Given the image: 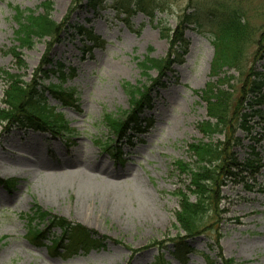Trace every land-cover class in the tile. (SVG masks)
Here are the masks:
<instances>
[{
	"label": "rangeland",
	"instance_id": "rangeland-1",
	"mask_svg": "<svg viewBox=\"0 0 264 264\" xmlns=\"http://www.w3.org/2000/svg\"><path fill=\"white\" fill-rule=\"evenodd\" d=\"M15 10L25 15L48 11L62 24L59 37H34L21 46ZM233 11L248 36L240 71L222 67L213 76L218 25ZM146 57L169 60L157 89L150 90L156 70L144 74L139 66ZM47 60L62 65V74ZM0 70L15 75L22 86L42 91L45 105L65 122L60 135L0 122V264H225L228 259L264 264V104L253 107L260 113L249 111V131L236 128L232 149L238 161L251 147L258 152L257 185L247 178L248 189L238 178H225L218 189L217 215L207 214L205 227L192 237L185 236L174 217V192L186 191L189 184V176L174 162L193 166L187 146L203 138L197 125L207 120L201 91L225 83L240 98L253 82L261 87L249 91V99L264 96V0H0ZM9 79L0 76V109ZM58 83L62 90L72 88L70 106L46 90ZM127 86L149 90L152 103L140 114L137 131H126L120 139L104 117L125 120L132 101ZM88 164L107 170L115 182L131 181L147 190L151 215L141 217L131 205V216H119L99 202L81 203L72 187L55 195L44 190L46 176ZM34 205L84 227L102 246L81 250L47 219L28 223ZM31 226L43 232L37 241L26 234ZM52 238H59L56 249H49ZM181 243L186 246L174 257Z\"/></svg>",
	"mask_w": 264,
	"mask_h": 264
},
{
	"label": "trees",
	"instance_id": "trees-1",
	"mask_svg": "<svg viewBox=\"0 0 264 264\" xmlns=\"http://www.w3.org/2000/svg\"><path fill=\"white\" fill-rule=\"evenodd\" d=\"M42 6L46 10L49 9L48 3H43ZM47 12L45 11L44 14L40 15H33V12H29L25 15L21 10H15V18L18 23L16 38L21 46L29 45L34 37L37 39H57L59 37L62 24H56ZM219 23V35L214 42L215 54L211 71L213 76L222 67L234 66L240 71L238 65H240L239 61L241 60L242 44L248 39L245 25L241 18L238 17L236 11L231 12ZM77 32L83 33L80 29ZM166 37L169 38L170 36L166 35ZM170 43L174 46L175 40L170 38ZM16 49H13V56L18 60L20 56L15 52ZM168 63V59L147 57L139 62L144 74L148 70H156L158 73V78L151 82L150 90L163 86L162 80L166 74ZM47 65L56 68L60 74L64 71L62 65L58 64L55 66L51 64L50 60H47ZM48 73L46 72V75ZM1 75H8L10 84L2 102L3 107L0 109V122L8 121V123H13L16 127L34 130L37 128L41 130L47 129L53 135H60L64 131L65 122L60 117V114H53L50 106L45 105L42 91H38L36 87L31 88L29 85L22 86L15 75H9L7 72L0 70ZM252 83H250V86H247L249 85L247 83L242 89L240 98H235L233 95L234 88L225 83L209 84L199 95L206 105L207 120L197 125L198 131L203 138L187 146V150L194 158L193 166L180 160L174 162V167L177 170L189 176V184L186 187V191L177 190L174 192V195L178 198V209L174 214L175 222L187 237H192L205 227V222L203 221L207 214L213 213L217 215V210L222 200L218 189L223 185L225 178L234 180L238 178L236 182L248 189L250 187L247 185V178L251 179L254 186L257 185L255 175L262 166L258 152L251 147L250 153L242 161H238L232 152L233 146L237 142V138L234 137L236 128L249 131L247 126L248 120L251 119L249 111L252 114L260 113V110H253V107L264 104L263 95H253L249 99L248 92L256 91L257 88L261 87L258 84L252 85ZM223 85H225V88L222 87ZM46 90L50 94L59 96V100L63 105H71L72 88L62 90L60 83H58L49 84ZM127 90L131 95L130 99L132 101L130 109L125 112L122 118H125V120L120 121L119 118L108 114L104 117L105 122L111 125L112 130L117 133L120 139L125 138L126 131H137L140 114L145 108H150L152 103V99L149 97V90L132 86H127ZM244 108L248 109V111L244 112ZM216 137H222L223 140L219 141ZM204 138L207 140H204ZM99 146L102 147V145ZM101 150L105 151L104 146ZM29 214L33 218L28 223L34 222L35 219L41 222L47 219V223L59 227L62 236L64 235L67 238V242L71 241L70 243L75 244L78 249L89 250L90 248L102 246L101 241L93 238L84 227L80 225L73 226L64 219L51 217L35 205L30 209ZM26 234L32 241H37L42 237L43 232L31 226L27 229ZM50 243L51 247L49 249H56L59 244V238H52ZM185 246L186 244L181 243L179 248L174 250V257L178 258L180 250L184 249ZM224 263L236 264L230 259L224 260Z\"/></svg>",
	"mask_w": 264,
	"mask_h": 264
},
{
	"label": "bare ground",
	"instance_id": "bare-ground-1",
	"mask_svg": "<svg viewBox=\"0 0 264 264\" xmlns=\"http://www.w3.org/2000/svg\"><path fill=\"white\" fill-rule=\"evenodd\" d=\"M63 165L66 167L65 163ZM95 166L88 164L80 169L63 170L59 174L48 175L45 177L43 188L48 194L55 195L61 188L72 187L77 192L79 202L84 204L99 202L106 210L119 216L132 215L128 205L135 207L136 214L141 217L151 215L150 195L147 190L131 181L115 182L111 180L113 177L108 178L107 170L95 169Z\"/></svg>",
	"mask_w": 264,
	"mask_h": 264
}]
</instances>
